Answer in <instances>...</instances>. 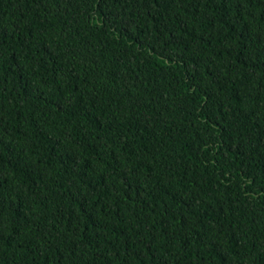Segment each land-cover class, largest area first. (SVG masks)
<instances>
[{
  "label": "trees",
  "instance_id": "16d2710c",
  "mask_svg": "<svg viewBox=\"0 0 264 264\" xmlns=\"http://www.w3.org/2000/svg\"><path fill=\"white\" fill-rule=\"evenodd\" d=\"M0 264H264V0H0Z\"/></svg>",
  "mask_w": 264,
  "mask_h": 264
}]
</instances>
